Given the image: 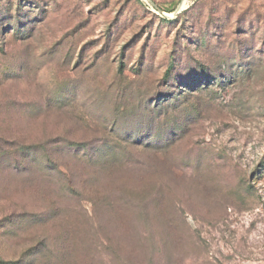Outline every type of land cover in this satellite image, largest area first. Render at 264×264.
Wrapping results in <instances>:
<instances>
[{
  "label": "rangeland",
  "instance_id": "rangeland-1",
  "mask_svg": "<svg viewBox=\"0 0 264 264\" xmlns=\"http://www.w3.org/2000/svg\"><path fill=\"white\" fill-rule=\"evenodd\" d=\"M0 264H264V0H0Z\"/></svg>",
  "mask_w": 264,
  "mask_h": 264
},
{
  "label": "trees",
  "instance_id": "trees-1",
  "mask_svg": "<svg viewBox=\"0 0 264 264\" xmlns=\"http://www.w3.org/2000/svg\"><path fill=\"white\" fill-rule=\"evenodd\" d=\"M200 88H197L196 90H199Z\"/></svg>",
  "mask_w": 264,
  "mask_h": 264
}]
</instances>
